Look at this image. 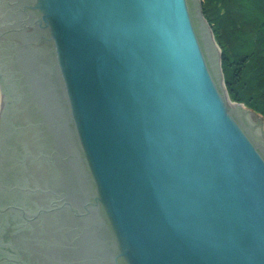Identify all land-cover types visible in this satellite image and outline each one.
<instances>
[{"label":"water","instance_id":"obj_1","mask_svg":"<svg viewBox=\"0 0 264 264\" xmlns=\"http://www.w3.org/2000/svg\"><path fill=\"white\" fill-rule=\"evenodd\" d=\"M0 125V264H264V122L202 0H0Z\"/></svg>","mask_w":264,"mask_h":264},{"label":"trees","instance_id":"obj_2","mask_svg":"<svg viewBox=\"0 0 264 264\" xmlns=\"http://www.w3.org/2000/svg\"><path fill=\"white\" fill-rule=\"evenodd\" d=\"M232 100L264 121V0H202Z\"/></svg>","mask_w":264,"mask_h":264},{"label":"flooded vegetation","instance_id":"obj_3","mask_svg":"<svg viewBox=\"0 0 264 264\" xmlns=\"http://www.w3.org/2000/svg\"><path fill=\"white\" fill-rule=\"evenodd\" d=\"M0 127H1V125H0ZM9 218H11V217L9 216ZM4 224H6V223H4ZM11 233H13L11 230L0 229V248H13L12 246L7 245V243L12 241V239L6 235L11 234ZM4 244H6V246Z\"/></svg>","mask_w":264,"mask_h":264},{"label":"rangeland","instance_id":"obj_4","mask_svg":"<svg viewBox=\"0 0 264 264\" xmlns=\"http://www.w3.org/2000/svg\"><path fill=\"white\" fill-rule=\"evenodd\" d=\"M264 122V121H263Z\"/></svg>","mask_w":264,"mask_h":264}]
</instances>
